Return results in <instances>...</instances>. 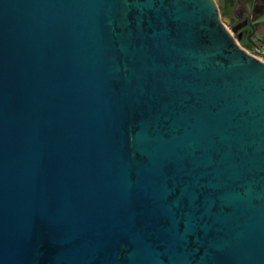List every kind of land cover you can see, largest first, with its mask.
Listing matches in <instances>:
<instances>
[{
    "label": "water",
    "instance_id": "1",
    "mask_svg": "<svg viewBox=\"0 0 264 264\" xmlns=\"http://www.w3.org/2000/svg\"><path fill=\"white\" fill-rule=\"evenodd\" d=\"M235 5L0 0V264H264Z\"/></svg>",
    "mask_w": 264,
    "mask_h": 264
},
{
    "label": "rangeland",
    "instance_id": "2",
    "mask_svg": "<svg viewBox=\"0 0 264 264\" xmlns=\"http://www.w3.org/2000/svg\"><path fill=\"white\" fill-rule=\"evenodd\" d=\"M218 3L219 0H215ZM250 9L243 12V15H248L255 26L254 33L251 38L256 42L264 41V0H251ZM242 13H239L241 16ZM220 19L235 38L236 42L249 52H251L250 42L247 41V34L251 31L245 17L241 21H230V19L220 13Z\"/></svg>",
    "mask_w": 264,
    "mask_h": 264
},
{
    "label": "flooded vegetation",
    "instance_id": "3",
    "mask_svg": "<svg viewBox=\"0 0 264 264\" xmlns=\"http://www.w3.org/2000/svg\"><path fill=\"white\" fill-rule=\"evenodd\" d=\"M250 1L251 0H236V5H235V7H234V9H233V13H232V15H231V19H230V21H241L242 19H244V17H245V19H246V21H247V23H248V25L251 27V31L250 32H252L251 33V35L254 33V30H255V26H254V24L252 23V21L250 20V17L248 16V15H243V12L244 11H246V10H249L251 7H250ZM239 13H242V15L241 16H239ZM249 32V33H250ZM248 33V34H249ZM247 34V35H248ZM251 35H250V38H251ZM246 39H247V37H246ZM252 39V38H251ZM253 40V39H252ZM248 41V40H247ZM255 43H256V41L255 40H253ZM249 42V41H248ZM251 45V44H250Z\"/></svg>",
    "mask_w": 264,
    "mask_h": 264
},
{
    "label": "built area",
    "instance_id": "4",
    "mask_svg": "<svg viewBox=\"0 0 264 264\" xmlns=\"http://www.w3.org/2000/svg\"><path fill=\"white\" fill-rule=\"evenodd\" d=\"M251 53L252 55H254L255 57L259 58V59H264V41L261 42H256V45H251Z\"/></svg>",
    "mask_w": 264,
    "mask_h": 264
}]
</instances>
